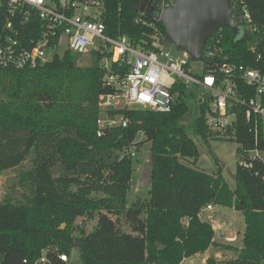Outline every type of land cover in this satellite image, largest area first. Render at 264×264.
<instances>
[{
	"label": "trees",
	"instance_id": "obj_1",
	"mask_svg": "<svg viewBox=\"0 0 264 264\" xmlns=\"http://www.w3.org/2000/svg\"><path fill=\"white\" fill-rule=\"evenodd\" d=\"M104 1L108 35L148 42L150 29L136 22L143 19L165 36L158 20L162 0ZM246 3L257 31L237 38L221 27L205 45L219 40L232 62L264 69V0ZM102 77L96 67H76L67 51L32 69L0 68V172L29 156L33 161L0 201V264H32L47 250L50 262L61 264L56 254L69 256L73 249L82 264H180L215 245L211 224L199 218L206 206L232 208L244 220L242 247H226L236 257L220 264H264V165L255 161L253 170L242 168L239 161L247 157L238 148L233 188L219 172L186 165L198 152L180 122L188 112L181 86L173 90L177 95L168 113L126 112L127 127L98 137V98L113 92ZM198 109L192 132L207 141L213 136ZM235 128L237 144L250 149L252 138L240 116ZM139 134L150 143L153 158L149 199L128 206L133 171L124 152ZM16 186L29 194L18 197ZM78 217L95 220L94 230L86 235L74 226ZM206 264L218 263L210 258Z\"/></svg>",
	"mask_w": 264,
	"mask_h": 264
},
{
	"label": "built area",
	"instance_id": "obj_2",
	"mask_svg": "<svg viewBox=\"0 0 264 264\" xmlns=\"http://www.w3.org/2000/svg\"><path fill=\"white\" fill-rule=\"evenodd\" d=\"M174 1H161L158 20ZM230 8L237 31L240 26L243 35L257 31L246 0H230ZM106 13L104 0H0V68L32 69L65 51L96 59L103 86L113 91L98 98V137L127 127L126 112L168 113L177 95L173 90L181 86L187 97L194 96L198 108H203L204 125L213 138L237 142L235 125L240 116L252 146L246 149L238 144L247 157L240 159L239 165L246 170H253L255 161L264 165L260 159L264 154V69L232 62L216 40L204 46L202 59L197 61L201 67L195 72L190 66L195 61L165 43L155 23L137 19L150 34L148 42L134 43L126 35L107 34ZM250 49L254 51L255 46ZM121 101L124 107L118 108ZM135 144L124 156H136ZM261 179L264 181V172ZM47 252L32 264H52ZM56 255L61 264H68L67 254Z\"/></svg>",
	"mask_w": 264,
	"mask_h": 264
},
{
	"label": "rangeland",
	"instance_id": "obj_3",
	"mask_svg": "<svg viewBox=\"0 0 264 264\" xmlns=\"http://www.w3.org/2000/svg\"><path fill=\"white\" fill-rule=\"evenodd\" d=\"M244 33L242 26L238 27L237 38H240ZM73 62L76 67L87 68L96 67L97 60L86 55H73ZM201 64L192 62L191 68L198 72ZM188 112L180 120L184 125L187 135L194 141L197 146V157L185 160L186 165L192 166L207 174H216L219 172L225 182L230 188L234 187V174L238 161L237 150L239 148L237 142L230 140H217L215 138H208L207 141H202L195 137L192 132L191 123L199 117L198 103L194 96L187 98ZM123 101H121L118 108H123ZM136 156L132 158V178L130 189L127 195V205L135 202H147L149 199L148 191L150 185L149 180L143 178L144 166L149 155L150 143L145 141L143 135L139 134L136 139ZM260 159L264 163V154L260 155ZM33 166L32 156H29L23 164L12 170L0 172V201L3 199L5 192L13 185L18 184V178L21 173L27 172ZM18 197L22 193L26 196L29 194L28 189L22 186H16ZM204 222H210L214 225L216 243L214 247H209L204 253L192 256L183 260L180 264H206L207 259H214L218 264L225 263L235 259L236 253L233 250H227L226 247L240 249L242 247V236L244 233V220L240 212L232 208L215 206L213 210L203 209L200 213ZM78 226L87 235L95 228V220H87L80 217ZM77 220V219H76ZM61 229L64 228L62 224ZM226 232H232L234 237L232 239L221 238V235ZM73 235L78 236L79 231L74 229ZM56 247V246H55ZM57 248V247H56ZM68 264H82L80 253L77 249H73L69 254Z\"/></svg>",
	"mask_w": 264,
	"mask_h": 264
},
{
	"label": "water",
	"instance_id": "obj_4",
	"mask_svg": "<svg viewBox=\"0 0 264 264\" xmlns=\"http://www.w3.org/2000/svg\"><path fill=\"white\" fill-rule=\"evenodd\" d=\"M165 37L175 51L187 53L192 61L202 59L207 39L221 27L237 33L230 8V0H175L174 4L160 15ZM153 158L149 154L144 166V179H149ZM77 218L76 223H78ZM226 232L221 238L232 239Z\"/></svg>",
	"mask_w": 264,
	"mask_h": 264
},
{
	"label": "crops",
	"instance_id": "obj_5",
	"mask_svg": "<svg viewBox=\"0 0 264 264\" xmlns=\"http://www.w3.org/2000/svg\"><path fill=\"white\" fill-rule=\"evenodd\" d=\"M211 210H213V207L211 208ZM201 213V212H200ZM199 218L203 221V219H202V217H200V214H199ZM208 223H210V222H208ZM211 224V226H212V228H213V231H214V235H215V229H214V225L212 224V223H210ZM215 237H213V242L215 243V245H217V244H219V243H216L215 242V239H214ZM214 245V246H215Z\"/></svg>",
	"mask_w": 264,
	"mask_h": 264
}]
</instances>
